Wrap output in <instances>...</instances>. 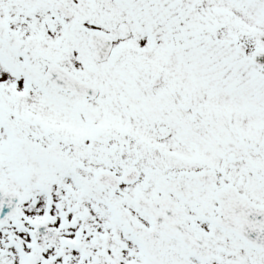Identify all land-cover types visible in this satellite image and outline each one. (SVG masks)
Returning <instances> with one entry per match:
<instances>
[{
  "label": "snow or ice",
  "instance_id": "1",
  "mask_svg": "<svg viewBox=\"0 0 264 264\" xmlns=\"http://www.w3.org/2000/svg\"><path fill=\"white\" fill-rule=\"evenodd\" d=\"M0 264H264V0H0Z\"/></svg>",
  "mask_w": 264,
  "mask_h": 264
}]
</instances>
